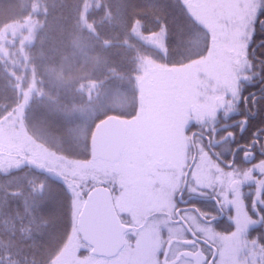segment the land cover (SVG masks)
I'll return each mask as SVG.
<instances>
[{
	"label": "rangeland",
	"instance_id": "rangeland-1",
	"mask_svg": "<svg viewBox=\"0 0 264 264\" xmlns=\"http://www.w3.org/2000/svg\"><path fill=\"white\" fill-rule=\"evenodd\" d=\"M186 2L205 39L195 34L190 44L186 33L182 41L178 40L187 29L193 32L188 28L189 24L184 33L181 28H176L179 36L172 42L164 30L145 36L137 27L133 33L146 46L158 51L165 61L144 62L142 81L137 88L139 101L124 91L122 98L115 93L102 108L118 112L120 116L115 117L125 125L124 147L116 160H106L105 153L93 158L90 148L86 146L91 159L74 161L53 154L38 144L29 136L23 122V113L35 95L34 90L25 94L20 108L9 120L0 123V173L33 165L71 188L77 217L76 229L53 264H162L153 213L173 205V195L179 189V184L170 186L168 179L171 174L177 173L176 167L182 166L180 162H183V158H191V153L187 157L191 150V132L200 131L210 137L216 131L229 127V124L221 122V117L231 115L234 107H238V110L233 113L242 110V97L259 88L255 77L264 80V25L261 24L264 0ZM36 26L35 22L6 26L0 32L1 54L8 55L7 44H17L24 57L25 48L34 43ZM207 44L206 52L200 57L201 47ZM185 50L190 51L184 57ZM174 56L179 60L190 57V61L185 66L171 68L167 62L169 57L173 59ZM51 77L60 85L66 80L59 72H53ZM74 78L72 76L69 82ZM99 113L100 110L92 111V116ZM97 126L86 132L89 143ZM77 138L79 141L74 149L77 155H83L80 142L84 141V137L81 135ZM196 143L201 152L196 167L199 166L198 170L203 173L205 186L212 188L215 180L212 167L215 163L210 167L205 143L201 139H196ZM255 166H258L255 170L264 175V161ZM98 186H106L112 191L119 220L140 228L138 234L131 232L126 246L123 245L115 257L108 259L101 258L107 256H99L105 252V248L97 247L100 252L93 253L91 238L85 239L78 227L79 215L88 194ZM189 222L193 223L191 220ZM176 231L180 233L179 229ZM234 255L227 250L225 264H245ZM167 261L170 262V256ZM256 262L247 264H258Z\"/></svg>",
	"mask_w": 264,
	"mask_h": 264
},
{
	"label": "trees",
	"instance_id": "trees-1",
	"mask_svg": "<svg viewBox=\"0 0 264 264\" xmlns=\"http://www.w3.org/2000/svg\"><path fill=\"white\" fill-rule=\"evenodd\" d=\"M34 22V43L24 57L17 44L6 45L7 56L0 51V123L34 90L23 113L29 136L74 161L91 159L86 149L90 128L120 116L102 110L106 102L115 93L122 98L124 91L136 101L144 62L165 61L133 34L137 27L145 36L164 30L172 42L179 36L176 28L184 33L189 24L193 32L187 29L178 40L188 34L191 44L195 34L206 37L186 0H0V32ZM201 48L200 57L208 44ZM184 59L169 57L167 63L181 67L190 61ZM53 72L65 76V82L53 81ZM81 135L83 155H77L74 145ZM62 182L33 165L0 173V264L56 262L77 220L71 188Z\"/></svg>",
	"mask_w": 264,
	"mask_h": 264
},
{
	"label": "flooded vegetation",
	"instance_id": "flooded-vegetation-1",
	"mask_svg": "<svg viewBox=\"0 0 264 264\" xmlns=\"http://www.w3.org/2000/svg\"><path fill=\"white\" fill-rule=\"evenodd\" d=\"M255 80L259 88L242 97V110L233 113L238 110L234 107L231 115L221 117L229 127L210 137L200 131L191 132L187 154L189 157L191 153V158H183L180 169L177 166V173L168 179L170 186L179 184L173 205L153 213L162 264H195L203 257L202 264H225L227 250L242 263L264 264V175L255 170V165L264 161V80ZM196 139L205 143L210 167L215 163L212 188L205 186L203 173L196 167L201 157ZM95 202L96 210L83 216L82 227H89L93 249L105 248L100 256L108 255L109 249L114 254L118 234L123 232L122 244L126 246L131 232L138 234L140 228L120 219L119 230L112 214L100 212V200ZM196 254L201 256L195 259Z\"/></svg>",
	"mask_w": 264,
	"mask_h": 264
},
{
	"label": "water",
	"instance_id": "water-1",
	"mask_svg": "<svg viewBox=\"0 0 264 264\" xmlns=\"http://www.w3.org/2000/svg\"><path fill=\"white\" fill-rule=\"evenodd\" d=\"M124 135H125V127L120 120L114 119V118H109L105 120V122L101 123L95 130V135L91 142L93 156L96 157L98 155V152L101 149L106 148L105 158L108 160H112V161L116 160L119 157L121 153L120 151L122 150L124 146V142H123ZM88 196L89 197L84 206V210L79 216L80 218H79V224H78V227L81 228L83 237L87 240L90 239L88 238L89 235L87 234L89 227H86V229L83 228L81 221L83 219V216L88 214V211L92 212V210H96L97 208L96 202H95L96 199L98 201L100 200V204H99L100 210L99 211L102 213L106 211V213L108 212L112 214L111 217H113L114 226L118 225L119 228L118 226L117 228L120 230L122 226H120L119 223L117 222V215H115L114 205L112 204V195L110 194V191L104 187L99 186L98 188L92 190ZM122 234L123 232H120V235L118 234V248L115 249L116 250L115 253L112 254V250L110 251V249L108 248L109 251H108V255H106L107 257H112V255L117 254L122 249L123 247ZM98 252L100 251L99 250L97 251L94 248L93 253L98 254ZM198 256L200 257L201 254H196L194 258L196 259ZM204 260H205V257H203L202 259L198 258V260L196 259L195 264H202Z\"/></svg>",
	"mask_w": 264,
	"mask_h": 264
}]
</instances>
